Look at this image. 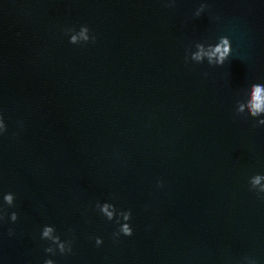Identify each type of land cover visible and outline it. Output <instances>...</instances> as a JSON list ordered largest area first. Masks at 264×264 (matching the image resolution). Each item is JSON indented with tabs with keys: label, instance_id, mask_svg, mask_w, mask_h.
Returning <instances> with one entry per match:
<instances>
[{
	"label": "water",
	"instance_id": "95a60500",
	"mask_svg": "<svg viewBox=\"0 0 264 264\" xmlns=\"http://www.w3.org/2000/svg\"><path fill=\"white\" fill-rule=\"evenodd\" d=\"M81 25L94 42H69ZM221 36L223 65L190 59ZM252 83L264 0H0V208L18 213L0 222V264H264ZM97 201L130 209L133 234L114 239ZM45 224L71 253L44 251Z\"/></svg>",
	"mask_w": 264,
	"mask_h": 264
},
{
	"label": "clouds",
	"instance_id": "9594fccd",
	"mask_svg": "<svg viewBox=\"0 0 264 264\" xmlns=\"http://www.w3.org/2000/svg\"><path fill=\"white\" fill-rule=\"evenodd\" d=\"M175 0H171V4H174ZM171 6V5H170ZM208 7L204 2L200 3V6L196 9L195 15L199 17L202 12ZM66 34L71 33L70 43L80 44L81 42L87 43L89 41L94 42L95 36L90 35V29L87 25H81L79 30L74 28L65 29ZM195 51H190V59L194 62H203L207 60L209 65H223L224 62L229 58L232 52V45L230 38L228 36H221L218 39V42L215 44L209 43L205 46L203 42H197L195 44ZM188 55L186 54L185 59L188 60ZM251 88V100L247 103L248 112L247 115H250L253 118L259 117L256 120V124L264 125V84L261 83H252ZM237 115L245 114V104L237 101V107L235 109ZM6 131V125L4 123L3 117L0 116V133ZM250 188L255 190L256 194L264 199V174H254L249 178ZM158 186H162V182H158ZM3 200L6 205L14 206L15 194L12 192H7L3 195ZM95 207L99 212L106 217L107 220L111 221L114 218L116 219L119 228L116 232L113 233V237L118 238L121 234L125 236H131L133 234V228L131 227L129 221L132 216L131 210H117L115 204L105 201L103 203L97 201ZM8 216L12 222L17 221L18 213L13 211L10 215L6 212L5 209L0 208V222L5 220V217ZM121 218L122 221L121 222ZM72 229H69V232H72ZM9 235L13 234V230L9 228ZM40 238L42 240L50 241L47 247L44 248L46 253L55 255L57 251L61 254H67L72 252V246L74 240L72 238L62 240L60 235L56 233L54 225L45 224L42 227ZM95 243L97 246L103 243L102 237H94ZM244 260L247 264H257L255 258L245 257ZM43 264H56V262L51 258H46L43 261Z\"/></svg>",
	"mask_w": 264,
	"mask_h": 264
}]
</instances>
